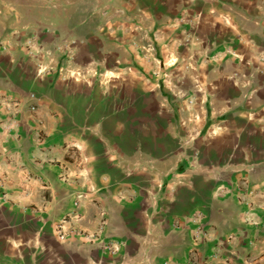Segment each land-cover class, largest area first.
<instances>
[{"label":"crops","instance_id":"0c3cea01","mask_svg":"<svg viewBox=\"0 0 264 264\" xmlns=\"http://www.w3.org/2000/svg\"><path fill=\"white\" fill-rule=\"evenodd\" d=\"M103 213L117 254L58 239ZM0 264H264V0H99L0 35Z\"/></svg>","mask_w":264,"mask_h":264},{"label":"rangeland","instance_id":"374dc122","mask_svg":"<svg viewBox=\"0 0 264 264\" xmlns=\"http://www.w3.org/2000/svg\"><path fill=\"white\" fill-rule=\"evenodd\" d=\"M98 5L99 0H0V35L10 38L39 26L59 27L69 17L97 13Z\"/></svg>","mask_w":264,"mask_h":264},{"label":"built area","instance_id":"2783aa9c","mask_svg":"<svg viewBox=\"0 0 264 264\" xmlns=\"http://www.w3.org/2000/svg\"><path fill=\"white\" fill-rule=\"evenodd\" d=\"M32 110H35V108H32ZM75 207H79V203L74 204ZM72 214V213H71ZM66 215L63 217L57 224V229H58V239L60 241H66L69 238H71L73 235L77 236H82L85 239L89 240L90 242H95L98 245H100L103 249L111 252L112 254H117L119 251V246L117 243H114L112 241H108L106 239V230H107V225L108 221L106 219V215L103 213L101 214V223L98 228V231L95 233H90V232H79L75 231L73 229L66 230V225L68 223H71L72 221V215ZM180 222L177 221L176 225L179 228ZM213 238V233L209 231L206 227V225L201 224L198 225L193 233V242L195 244V247H201L204 244L208 243L211 239ZM193 253V252H192ZM193 255V254H192Z\"/></svg>","mask_w":264,"mask_h":264}]
</instances>
